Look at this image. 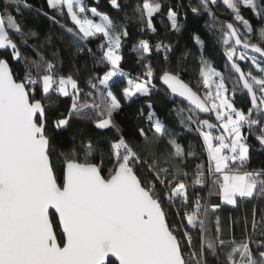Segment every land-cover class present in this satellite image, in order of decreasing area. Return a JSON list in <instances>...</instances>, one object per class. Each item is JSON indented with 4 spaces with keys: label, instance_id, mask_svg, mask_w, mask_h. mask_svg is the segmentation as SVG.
<instances>
[{
    "label": "snow or ice",
    "instance_id": "snow-or-ice-1",
    "mask_svg": "<svg viewBox=\"0 0 264 264\" xmlns=\"http://www.w3.org/2000/svg\"><path fill=\"white\" fill-rule=\"evenodd\" d=\"M109 3L123 10L121 0ZM217 3L200 0L235 76L226 77L201 56L198 92L181 78L180 69H161L157 76L150 61L153 45L146 39L133 48L138 61L145 62L144 71H125V24L85 0H47L50 9L61 17L66 13L73 25L61 27L84 42L77 51L87 50L99 64L108 65L102 75L85 78L82 87L76 75L59 72L43 52L33 49V58L21 50L29 47L28 37L35 33H25L12 10L19 13L32 6L28 0H7L0 10V50L7 52L0 55V264H209L208 256L217 264H264V227L257 240L247 232V217L239 240L234 233L224 238L218 216L215 232L209 229V207L201 196H190L189 173L182 167L193 153H185L155 112L147 114L148 131L138 130L142 145L126 138L115 120L123 108L121 99L130 103L150 96L156 89L153 81L159 79L173 96L188 102L187 117L184 109L177 114L182 123L186 119L188 130L195 126L206 145L208 167L196 166L194 183L208 185L209 196L216 190L228 205L264 195V168H246L247 135L264 144V0H222L238 23L220 21L211 7ZM162 7L161 0H143L134 7L142 30L157 31L153 16ZM242 8L254 13L258 27L245 18ZM199 10L192 8L194 13ZM177 16L169 8L170 27L179 32ZM50 19L60 23L54 16ZM97 38L99 55L87 46ZM195 39L203 50V41ZM154 47L167 61L171 46L161 42ZM242 62L250 64L247 71ZM117 78L125 82L119 96L113 90ZM245 91L247 109L236 103L237 93ZM53 97L70 98L66 113L51 112L56 106ZM199 113L214 114L217 123L200 119ZM74 119H92L98 129L116 131L107 153L91 140L83 144V156L75 149L57 151L56 132L66 131ZM162 141L171 150H163ZM252 229L257 230L255 219ZM193 230H198L199 246Z\"/></svg>",
    "mask_w": 264,
    "mask_h": 264
},
{
    "label": "trees",
    "instance_id": "trees-1",
    "mask_svg": "<svg viewBox=\"0 0 264 264\" xmlns=\"http://www.w3.org/2000/svg\"><path fill=\"white\" fill-rule=\"evenodd\" d=\"M85 2L88 6L96 7L100 12L106 13L111 18L126 25L129 35L123 42L122 53L124 60L121 66L132 75H138L144 71L145 62L138 61V53L134 52L133 48L138 44L139 40L146 39L153 45L150 61L157 76L160 74L161 69H180L181 78L189 83L194 90L202 92L198 87L201 56L211 62L212 66L224 73L226 77L229 75L235 76L231 72L218 32L213 27V22L208 13L202 9L200 0H161L163 4L162 10L153 16V23L157 29L155 33L147 29L142 30L139 22L135 19L137 14L134 12V7L137 4H142L143 0H121L123 10L113 9L109 0H99V3H96V0H85ZM6 3L7 0H0V10H3ZM28 3L32 6L31 9L22 7L19 13L12 10V15L21 25L24 32L35 33L34 36L28 37L29 47H22V51H26L33 58V49L43 52L48 58L54 60L59 72L76 75L81 80L82 87L84 86V79L90 74L102 75L108 70V65L99 64L87 50L83 53L77 51V48L82 47L84 42H78L73 38L72 34L61 27V24L73 26L66 13L61 17L55 10L49 8L47 0H28ZM193 7L200 9L199 12H192ZM211 7L220 21L238 23L233 20L230 10L223 5L222 0H218V3ZM169 8L178 14V22L181 25L179 32L172 30L170 27V21L167 18ZM44 13H47V15H44ZM242 14L251 21L254 27L259 26V21L250 9L242 8ZM53 16L60 23H54L50 19ZM196 36H199L203 41V50L196 43ZM13 39L19 44L18 36L13 34ZM100 42L98 38L90 39L87 42V46L99 55L96 50ZM161 42L164 45L171 46L167 61H165L163 51L159 53L155 51L154 46ZM6 54V51L0 50V55ZM13 66L17 70H22L18 64ZM241 66L247 71L250 64L242 62ZM253 71L256 74L254 69ZM117 79L119 82L113 90L119 96L121 89L125 86V82L122 78ZM153 82L156 84V89L150 96H138L130 103L121 99L123 108L116 114L115 120L126 138L138 145H142L143 138L139 135L138 130L144 128L145 131H148L147 114L155 112L156 116L171 130L177 142L184 147L185 153H193L186 156L182 162V167L189 173L187 183L189 184L190 196L199 195L203 198L202 202H205L208 195V185L201 186L194 183L193 179V173L196 171L197 165L203 164L205 169L208 167V153L203 138L195 130L194 125L191 131L188 130L185 127L186 119L185 123H182L181 116L177 114L180 109H184L183 115L186 118L189 114L187 112L189 106L173 99L161 85L159 79ZM53 99L56 101V106L51 109V112L53 114L66 113L71 104L70 98L60 97L57 99L53 97ZM236 103L237 106L247 109L250 106L247 93L238 92ZM88 115L93 116L94 114L88 113ZM198 115L200 119H208L217 123L214 114H210L207 117ZM49 124L50 131L54 130L51 128V117ZM245 134L247 135L246 129ZM116 137L117 133L114 129H98L92 119H74L72 126L66 131L56 132L55 143L58 152H70L75 149L83 156L81 149L88 140H91L102 152L107 153L109 141L114 140ZM246 142L249 145L250 157L246 168L249 170L264 168V149L258 144L255 135H247ZM165 145L166 142L162 141L161 148L163 150H171L166 148ZM60 167L61 165L57 162L58 174ZM216 205H219V208L215 212L211 211V208ZM207 206L209 207L207 223L213 233L215 232V221L218 216L224 238L227 239L231 233H234L236 239L239 240L243 235L244 217H247L248 234L253 236L254 240L261 238L259 229L264 227V220H262L264 216L261 215L264 210V195L256 194L253 198H238L237 204L230 206L223 203L222 196L216 194V190H213V194L208 198ZM253 212H255V216H253ZM253 219H255L257 224L255 232L252 229ZM198 235V230H193L196 246H199L200 243L197 238ZM221 259L223 258L221 257ZM208 260L209 264H217L216 260L211 256H208Z\"/></svg>",
    "mask_w": 264,
    "mask_h": 264
},
{
    "label": "water",
    "instance_id": "water-1",
    "mask_svg": "<svg viewBox=\"0 0 264 264\" xmlns=\"http://www.w3.org/2000/svg\"><path fill=\"white\" fill-rule=\"evenodd\" d=\"M227 59V58H226ZM229 63V62H228ZM160 83H161V85L167 90V92L170 94V96L173 98V99H175V100H177V101H179V102H181V103H183V104H185V105H187V106H189V104H188V102L186 101V100H184L183 98H180V97H177V96H173L171 93H170V91L166 88V86H164L163 84H162V81H160ZM246 92V91H245ZM200 115H202V116H205V117H207V116H209L210 114H204V113H199ZM257 142H258V144L264 149V144H261L258 140H257ZM113 260L115 259V258H112ZM117 264H118V262H116Z\"/></svg>",
    "mask_w": 264,
    "mask_h": 264
},
{
    "label": "rangeland",
    "instance_id": "rangeland-1",
    "mask_svg": "<svg viewBox=\"0 0 264 264\" xmlns=\"http://www.w3.org/2000/svg\"><path fill=\"white\" fill-rule=\"evenodd\" d=\"M90 7H92V6H90ZM210 122H211V123H215V122H212V121H210ZM222 201H223V199H222ZM223 203L227 204V203L224 202V201H223ZM227 205H228V204H227ZM230 206H234V205H230ZM261 215L264 216V210L261 212Z\"/></svg>",
    "mask_w": 264,
    "mask_h": 264
},
{
    "label": "built area",
    "instance_id": "built-area-1",
    "mask_svg": "<svg viewBox=\"0 0 264 264\" xmlns=\"http://www.w3.org/2000/svg\"><path fill=\"white\" fill-rule=\"evenodd\" d=\"M213 178H214V177H213ZM208 198H209V193H208V195H207V198H206L205 202H202V203H206V204H208Z\"/></svg>",
    "mask_w": 264,
    "mask_h": 264
}]
</instances>
